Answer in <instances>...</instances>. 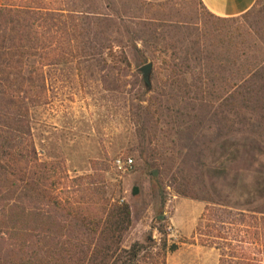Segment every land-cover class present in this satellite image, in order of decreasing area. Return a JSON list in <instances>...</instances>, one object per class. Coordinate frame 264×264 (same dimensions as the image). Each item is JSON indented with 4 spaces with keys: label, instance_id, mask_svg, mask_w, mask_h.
Here are the masks:
<instances>
[{
    "label": "rangeland",
    "instance_id": "obj_1",
    "mask_svg": "<svg viewBox=\"0 0 264 264\" xmlns=\"http://www.w3.org/2000/svg\"><path fill=\"white\" fill-rule=\"evenodd\" d=\"M138 1H87L84 8L97 10L109 43L125 51L130 67L84 69L83 78L72 70L50 71L55 89L50 104L33 114L34 140L43 161L64 158L72 176L89 174L92 161L106 159L116 174V159H132V170L117 173L132 212L123 246L145 244L149 237L158 241L157 220L163 217L169 242L179 245L166 264H218L215 250L179 244L191 238L206 206L179 193L208 191L230 206L264 207V92L248 105L239 92L224 94L219 83L173 93L165 87L173 73L160 66L170 61L179 80L187 64L196 77L217 74L233 45L249 48L257 40V56L264 58V38L256 37L264 28V0L259 16L256 11L234 22L210 20L198 0L165 7ZM149 64L148 88L142 68ZM154 171L161 173L157 179Z\"/></svg>",
    "mask_w": 264,
    "mask_h": 264
},
{
    "label": "trees",
    "instance_id": "obj_2",
    "mask_svg": "<svg viewBox=\"0 0 264 264\" xmlns=\"http://www.w3.org/2000/svg\"><path fill=\"white\" fill-rule=\"evenodd\" d=\"M87 1L0 0V264H166L179 249L169 242L163 217L157 220L158 241L149 237L145 244L123 246L132 212L119 172L112 173L107 159L92 161L89 174L72 176L64 158L43 161L37 149L32 120L51 102L50 71L72 70L83 78L84 69L103 73L130 67L125 51L109 43L97 10L91 4L84 8ZM177 1L143 3L165 7ZM198 3L214 22L238 21L256 11L259 16L262 6L258 0L246 14L221 19ZM259 36L264 38V28ZM258 41L249 48L233 45L217 74L196 77L187 64L179 80L172 63L164 60L161 69L173 73L165 87L183 94L219 83L224 94L239 92L241 104L248 105L264 92ZM156 43L151 44L154 53ZM142 83L149 88V78ZM159 174L151 173L153 179ZM179 195L206 203L193 235L179 244L215 250L218 264H264V207L230 206L208 191Z\"/></svg>",
    "mask_w": 264,
    "mask_h": 264
},
{
    "label": "crops",
    "instance_id": "obj_3",
    "mask_svg": "<svg viewBox=\"0 0 264 264\" xmlns=\"http://www.w3.org/2000/svg\"><path fill=\"white\" fill-rule=\"evenodd\" d=\"M148 3H161L168 0H144ZM206 10L217 18L240 17L255 6L258 0H200Z\"/></svg>",
    "mask_w": 264,
    "mask_h": 264
},
{
    "label": "built area",
    "instance_id": "obj_4",
    "mask_svg": "<svg viewBox=\"0 0 264 264\" xmlns=\"http://www.w3.org/2000/svg\"><path fill=\"white\" fill-rule=\"evenodd\" d=\"M134 164V161L130 158H118L113 162L115 170L120 173H126Z\"/></svg>",
    "mask_w": 264,
    "mask_h": 264
},
{
    "label": "water",
    "instance_id": "obj_5",
    "mask_svg": "<svg viewBox=\"0 0 264 264\" xmlns=\"http://www.w3.org/2000/svg\"><path fill=\"white\" fill-rule=\"evenodd\" d=\"M151 68H152V65L151 64H149V65H147V66H145V67L142 68V72H143V75H144V78L145 79L148 78V76H149V74L151 72Z\"/></svg>",
    "mask_w": 264,
    "mask_h": 264
}]
</instances>
